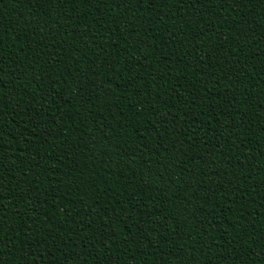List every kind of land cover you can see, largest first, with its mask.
Listing matches in <instances>:
<instances>
[{
  "label": "trees",
  "instance_id": "trees-1",
  "mask_svg": "<svg viewBox=\"0 0 264 264\" xmlns=\"http://www.w3.org/2000/svg\"><path fill=\"white\" fill-rule=\"evenodd\" d=\"M0 264H264V0H0Z\"/></svg>",
  "mask_w": 264,
  "mask_h": 264
}]
</instances>
